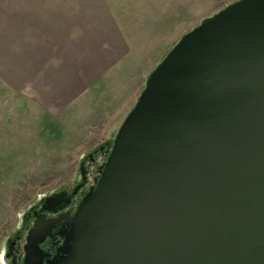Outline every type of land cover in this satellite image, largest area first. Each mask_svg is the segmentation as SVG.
<instances>
[{"label":"water","instance_id":"95a60500","mask_svg":"<svg viewBox=\"0 0 264 264\" xmlns=\"http://www.w3.org/2000/svg\"><path fill=\"white\" fill-rule=\"evenodd\" d=\"M75 221L70 264H264V0L205 19L149 74Z\"/></svg>","mask_w":264,"mask_h":264},{"label":"rangeland","instance_id":"374dc122","mask_svg":"<svg viewBox=\"0 0 264 264\" xmlns=\"http://www.w3.org/2000/svg\"><path fill=\"white\" fill-rule=\"evenodd\" d=\"M125 1L142 23L131 29L128 55L77 101L47 112L0 88V264H12L9 251L38 200L93 182L149 74L180 39L239 0Z\"/></svg>","mask_w":264,"mask_h":264},{"label":"crops","instance_id":"0c3cea01","mask_svg":"<svg viewBox=\"0 0 264 264\" xmlns=\"http://www.w3.org/2000/svg\"><path fill=\"white\" fill-rule=\"evenodd\" d=\"M122 1L0 0V88L47 112L77 101L123 61L142 25Z\"/></svg>","mask_w":264,"mask_h":264},{"label":"flooded vegetation","instance_id":"af4514ba","mask_svg":"<svg viewBox=\"0 0 264 264\" xmlns=\"http://www.w3.org/2000/svg\"><path fill=\"white\" fill-rule=\"evenodd\" d=\"M106 156L108 159L109 155ZM103 164L104 160L100 166L96 167L93 182L88 187L87 182L85 186L75 189L76 191L70 194H57L37 201L27 213L26 222L9 251L8 255L12 264H70L74 262L70 259L74 254L72 234L76 225V213L85 196L97 187ZM37 230H41L46 235L36 245L34 242H29V237L31 232ZM100 242L101 239L98 236L91 239L89 248H94ZM155 250L161 251L159 247Z\"/></svg>","mask_w":264,"mask_h":264}]
</instances>
